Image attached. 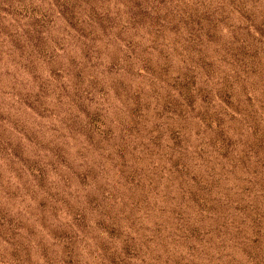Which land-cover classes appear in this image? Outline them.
Wrapping results in <instances>:
<instances>
[{
	"label": "rangeland",
	"instance_id": "rangeland-1",
	"mask_svg": "<svg viewBox=\"0 0 264 264\" xmlns=\"http://www.w3.org/2000/svg\"><path fill=\"white\" fill-rule=\"evenodd\" d=\"M0 264H264V0H0Z\"/></svg>",
	"mask_w": 264,
	"mask_h": 264
}]
</instances>
